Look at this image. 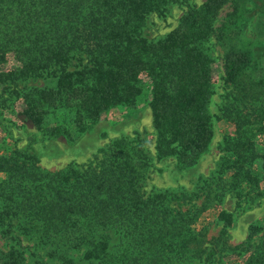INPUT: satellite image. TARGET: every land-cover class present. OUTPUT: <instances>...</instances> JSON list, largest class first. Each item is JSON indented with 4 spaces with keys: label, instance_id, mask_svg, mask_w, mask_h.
I'll list each match as a JSON object with an SVG mask.
<instances>
[{
    "label": "trees",
    "instance_id": "trees-1",
    "mask_svg": "<svg viewBox=\"0 0 264 264\" xmlns=\"http://www.w3.org/2000/svg\"><path fill=\"white\" fill-rule=\"evenodd\" d=\"M178 1L0 0V90L21 101L24 119L48 135L69 134L66 122L45 125L46 114L67 111L69 124L84 128L105 110L134 105L147 90L156 154L174 156L182 167L196 163L211 137L215 78L206 42L219 9L229 5L214 36L231 88L222 118L234 125L222 137L215 170L189 192L145 193L151 164L137 133L111 140L84 164L57 170L43 169L29 150L4 147L0 227L9 221L44 244L85 248L84 256L99 264L209 262L216 255L264 264L259 227L250 225L246 238L231 245L224 228L208 239L206 226L195 225L225 191L237 204L257 193L264 40L239 39V24L249 13L264 15V0H204L164 38L142 37L146 16ZM230 217L220 210L217 218L227 224ZM107 230L120 236L113 251ZM9 255L10 264H19Z\"/></svg>",
    "mask_w": 264,
    "mask_h": 264
},
{
    "label": "rangeland",
    "instance_id": "rangeland-1",
    "mask_svg": "<svg viewBox=\"0 0 264 264\" xmlns=\"http://www.w3.org/2000/svg\"><path fill=\"white\" fill-rule=\"evenodd\" d=\"M204 0H179L167 5L161 13L151 12L146 16L141 34L147 40L156 41L164 38L174 29L181 16L190 7L199 6ZM231 11L229 5L222 6L213 21L214 30L206 42L213 58L215 84L209 100L208 111L212 122V132L206 150L196 163L190 167L179 166L174 156L158 157L154 148L155 131L152 126V112L148 105L150 92L139 94L134 105L111 108L101 112L90 125L80 128L69 124L72 114L61 110L50 112L44 118V124L69 126V134L48 135L38 129L20 114L21 101L10 97L0 90V153L4 147L29 150L37 159L38 165L46 170H57L67 165H81L94 159L100 148L111 140L121 136L138 134L145 141L147 154L150 157L149 177L145 180L144 191H196L200 178L209 176L216 168L222 152L219 145L225 133L232 134L234 125L222 118V107L231 88L225 83L222 72V48L215 41L216 28ZM248 16V15H247ZM239 39L264 40V15L251 14L239 24ZM261 65L264 74V56ZM29 81L28 85H36ZM20 84L19 86H21ZM1 88V87H0ZM262 131L255 137V147L264 156V117L261 119ZM5 144V146H3ZM264 159L256 161L259 167L260 180L257 193L244 202L237 204L231 191H225L218 206L203 212L196 222V227L206 226V238L215 236L224 228L231 245L242 242L248 235V228L254 225L260 228L257 236L264 234ZM1 175V174H0ZM1 177V176H0ZM197 203H199L197 201ZM231 215L229 222L218 219L219 212ZM0 227V264H10L13 252L19 264H99L85 257V248L67 249L56 245L44 244L33 234L21 233L13 222ZM109 250L120 241L114 230H107ZM12 251V252H11ZM181 264H240L225 257L216 255L209 262L200 259L181 262Z\"/></svg>",
    "mask_w": 264,
    "mask_h": 264
}]
</instances>
